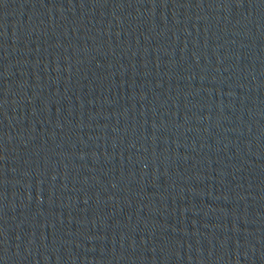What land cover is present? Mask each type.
<instances>
[{
	"label": "water",
	"instance_id": "1",
	"mask_svg": "<svg viewBox=\"0 0 264 264\" xmlns=\"http://www.w3.org/2000/svg\"><path fill=\"white\" fill-rule=\"evenodd\" d=\"M0 264H264V0H0Z\"/></svg>",
	"mask_w": 264,
	"mask_h": 264
}]
</instances>
